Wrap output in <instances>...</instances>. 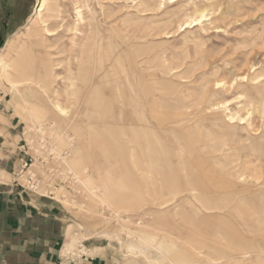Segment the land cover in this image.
I'll use <instances>...</instances> for the list:
<instances>
[{"label":"rangeland","instance_id":"obj_1","mask_svg":"<svg viewBox=\"0 0 264 264\" xmlns=\"http://www.w3.org/2000/svg\"><path fill=\"white\" fill-rule=\"evenodd\" d=\"M147 1L152 3L153 0H46V9L41 14L44 15L41 19L47 21L45 25L46 22L36 19L39 0H0V54L6 52L9 40H17L16 48L6 58L11 66L16 65L19 70L12 68L8 79L33 87L31 93L41 100H35V106L32 104L34 110H29L31 121L28 120L24 116L27 111L23 110V116L17 113V107L12 102L15 92L11 91V83L7 78H0V127L4 126L0 128V151L9 147L5 155L12 159L14 169L18 162L16 149L21 142V132L26 129L23 140L25 137L32 142L34 151L43 156L39 153V144L45 138L49 144L47 151L61 156L59 165L64 171H71L74 178L70 181L66 179L64 183L58 181L57 196L64 197L61 199L65 204L73 203L71 207H64L67 213L61 244L64 247L69 227L75 242L70 249L76 247L81 255L84 251L93 255L92 248H99L96 255L101 261L98 258L97 264H124L131 260L134 262L129 264H175V260L183 258L165 251L164 247L171 246L170 243L190 250L192 256L188 254L187 260L199 259L201 264L206 263L196 257L195 252L200 250L207 255L206 259L211 260L208 254L213 253L220 258L223 255L220 252L225 249L236 253L232 254L234 257H231L233 262L230 264H264V253L261 252L260 256L256 253L257 250L264 251V0H178L175 3L156 0L152 6H148ZM79 9L84 20L78 19L76 11ZM204 10L207 16L202 23L187 30H184L185 25L180 28L179 25ZM115 52L123 54L118 64L111 60ZM23 66L34 71L37 68L38 77L33 79L34 73L29 68L23 75ZM52 69L53 75L49 74ZM92 79H96L95 86L104 87L106 97H111L113 92L114 111L108 116L109 121L103 119L106 115L104 108L95 106L87 109L84 106L88 97L86 88ZM32 81L37 85L28 84ZM218 81L220 86L215 85ZM253 82H258V87H253ZM23 86L15 95V101L25 97ZM40 87L48 95L39 92ZM200 95L204 97L198 99ZM137 98L146 105L142 113L155 126L159 143L153 141L151 144L147 140L150 136L140 139L128 132L127 147L138 151V156H132L128 149L124 156L117 154L113 158L118 181L124 179L128 183L126 189L116 190L123 194L124 199L128 198L123 203L111 205L108 195L103 197L105 202L95 189V183L104 187L96 177L98 166L94 160L86 163L88 173L94 175L86 180L83 171L81 175L79 171L86 167L83 157L78 158L80 154L76 156L73 151L69 157L68 149L74 143L71 136L76 138L77 154L92 141L104 142L108 148L118 149L121 135L108 139L100 135L98 128L112 124L120 129L123 119L135 121L131 123L135 126L140 125V111L133 108ZM48 99L58 100L69 110L67 122L58 120L52 112L53 108L49 113L55 117L33 118L38 111H42L38 105H51ZM250 99L259 103L255 105ZM119 102L129 105L126 112L130 116L120 114ZM186 102L192 106L189 110L183 107L187 114L185 118L189 121L180 124L178 121L185 114L182 106ZM222 103L227 105L216 110L212 107V104ZM233 113L236 115V123L233 124H239L237 127L228 122L229 115ZM55 118L58 123L62 121L61 124H65L62 129L58 127L54 134V128L48 127L56 121ZM42 120L45 122L40 124L44 125V129L30 133V126ZM63 134L68 135L71 146L68 144L59 148V142L68 139ZM149 146L156 152H149ZM162 147L164 151H161ZM221 148L224 153H235V164H238L235 175L216 168L213 153H221ZM89 154L95 156L97 151L90 148ZM38 156L31 153L33 163L38 165H35L34 172L43 173L42 156ZM92 179L95 180L93 184L90 182ZM175 185L184 192L177 198L175 196L164 208L176 223L173 225L175 234L172 235L158 231L151 215L160 212L161 205L169 200ZM199 189L205 196L202 199L204 203L214 207L211 210L202 208L205 226L211 227L210 231L205 227L197 229L200 222L203 223L201 217L195 216L200 214L193 212L185 223L181 215L173 212L185 197L194 198L192 192ZM91 196L97 202L91 201ZM68 198L71 200L66 201ZM229 198L232 201H228ZM236 198L241 199L243 210L250 216L243 218L244 215L240 216L241 213L233 209ZM194 201L202 204L199 199ZM84 202L88 203L86 207L77 205ZM190 208L197 209L195 204ZM190 208L184 206L181 210ZM234 228L251 242L248 247L250 254H241L247 250L228 246L220 240L231 236L230 230L235 231ZM178 231L187 238L179 237L177 240ZM214 235L222 238L210 241ZM202 240L203 243L200 242ZM207 244L217 246L218 252ZM199 256L203 257V254ZM85 260L76 259V262L68 264L86 263ZM218 264H224V261Z\"/></svg>","mask_w":264,"mask_h":264},{"label":"crops","instance_id":"obj_2","mask_svg":"<svg viewBox=\"0 0 264 264\" xmlns=\"http://www.w3.org/2000/svg\"><path fill=\"white\" fill-rule=\"evenodd\" d=\"M23 87H25V86H23ZM32 88L33 87L29 88V86H28V87H25V89L23 90V93L29 99V102L27 104H25V105L23 104V108H24L23 110L27 111L26 115H24V116L28 120L31 118L29 110L30 109L34 110L33 107L35 106V100H38V99L40 100V98L38 96H35L36 98H32V97H34V94L31 93ZM40 90H39V92H40ZM27 92H30V93H27ZM12 102L17 107V110H18L17 113H19L23 116V112L20 110V106L18 104V101L14 100V94H13V101ZM32 104L34 106H32ZM40 104H41V102H40ZM36 105H38V104H36ZM49 105H50L49 103H46V104H41L38 106L43 111L49 113V110L51 108H53V107H50L51 105L50 106ZM84 106H85V108L89 109V107H87V105H84ZM54 111L55 110L53 108L52 112L55 113ZM53 113H49V114H53ZM128 114H129V116L131 115L130 113H126V115L124 117H128ZM2 117H3V119H5V116H2ZM107 118L109 121V119H110L109 117H106L103 119H107ZM44 120L34 122V125L30 126L31 127L30 133L31 132L32 133L33 132H39L41 129H44L43 125L40 124V122H45ZM55 120H56V118H55ZM30 121H31V119H30ZM123 121H126V122H123ZM139 121L142 123L141 124L142 127H144L143 124L145 122H142L141 120H139ZM58 122L56 120V121H54V123H50V125L48 127V128H51V127L54 128V130H53L54 134H55L56 130H58V127L62 129V127H63L62 125L65 124V123L61 124L62 121L60 123H58ZM120 122H122L123 126H125V125H133L131 123H133L135 121L123 119ZM141 125H138V126L133 125V127H139L140 128ZM36 126H38V128ZM39 126H41V127H39ZM123 126H120L121 127L120 129L115 128V129H117V135H116V131H113L110 133L107 131V130L113 129L114 127H117V126H114L112 124H105L106 128L103 126L101 129L100 128H98V129H99L100 135H102L105 138L111 139V138H114V136L118 137L119 135H122V134H119V130L123 129ZM3 128H4V126L1 129H3ZM130 132H132V131H130ZM21 133H22L21 134V142L17 146V149H16V158H17L18 162H17V165L14 169H13L14 165H13L12 159H10L7 155H5V153L9 147L8 146L5 148L3 147V151H0V264H68V263L76 262V259H86L87 260V261L85 260L86 263H84V261L83 262L79 261L76 264H97L96 261L98 260L99 257L96 254H98L99 248H96V247L92 248L93 249V251H92L93 255L85 254L89 251H84L85 253H83L81 255L80 251L75 249L76 247L72 250L66 249V245H67L66 243H67L68 237L65 241L64 247H63V244H61V243H63V237H64V217L66 216V213H67V211L64 207H68V206L71 207L73 205V203L68 202V204H65L63 202V200L61 199L62 197L59 198L57 196L58 190H56L57 191L56 196H55L56 199H51V198L41 196L40 194H37V193L35 194V193H31L30 191H25L20 186H15L13 184V173L15 170L19 169L21 167V164H22V162H21V155L22 154L19 150L22 143H23V132H21ZM64 134H63L64 137L68 136V135L66 136ZM106 134H107V136H106ZM125 135L126 136L119 137L120 144H121L118 147L119 150L108 148V145L104 142L97 143V142L92 141L90 145H88L86 143L85 144L86 147L83 148L82 152L79 151L80 153H78V155L80 154L81 158L83 157L82 162L86 166L83 169L79 170L80 175L83 171L82 175L85 178H87L86 180H88V178L93 175L92 172L88 173L89 168L87 167L88 165H86L87 162H90V159H93L95 164L98 166L97 167L98 174L96 173L97 174L96 177L99 178V180L103 184L104 188H102V186L100 187L96 183L94 186H96V188L98 187V189H97L98 194L104 201H105V199L103 197H105V195H108L111 205L117 204L119 202L123 203L128 198V196H127L124 199L123 194L117 192V190H116V188H120L121 190L126 189L128 187V183H126V181L124 179H120L118 181V179L116 177V174H117L116 165H114V163L112 162L115 155L118 154L120 156H124L125 154L128 153V152L122 153L120 151V148L122 150V145L125 144L127 146V143L129 142L128 133H126ZM133 136H135V134H133ZM71 137H72L74 143L73 144L71 143V145H73V146L68 149V151L70 152L69 157L71 155V151L78 149V147L76 148V138L74 136H71ZM123 137H125L126 140H128V141H123V144H122ZM7 139L11 142L10 137L8 135H7ZM67 140L63 139L61 142H59V148L63 145H68L69 144L68 142H70L69 138ZM0 145H2L1 136H0ZM90 148H93V149L95 148V151H97V155L91 156L89 154ZM128 149L132 150V152L129 151L130 153H133L132 156H134V157L138 156V154H137L138 151H136L134 148L127 147V151H128ZM150 152L155 153L156 151L151 150V148H150ZM2 154H4V156H2ZM103 168L106 170L105 172L102 170ZM102 171L104 173H102ZM10 176L12 178H11V181L8 182ZM95 180H97V179L95 178ZM122 183H123V185H122ZM154 188L156 190V187H154ZM175 188H176V190H175ZM173 189L174 190H172V191H174V192L171 191L170 195L172 193H175L176 198L180 193L184 192V190L182 188L179 187V189H178V186H174ZM200 190L201 189H199L198 193H196V191L195 192L193 191V194L195 193V195H196V196H194V198L193 197H185L184 202L177 205L175 207V209H173V212L176 213V210H178L176 215H181V218H183L182 221H184L185 223H187L188 218L193 216V214H194L193 212H195L196 214H200V215H195V216H199L198 218L201 217L203 219L204 222L201 223V225L203 224L202 225L203 228L206 227L207 229H210L207 226H204V225H206V223H205L206 220H204V218H203L204 212L202 209L204 203L197 204L194 201V199H197V198L198 199H205L204 198L205 196L202 194V192ZM198 194L200 195V197H198ZM171 198H173V197L169 196V200H171ZM70 200H71V198L66 199V201H70ZM92 200L96 201L93 196H91V201ZM167 202H165V203H167ZM167 204H165V205L162 204V207L167 206ZM188 204H191V205L195 204L197 209L193 210L192 208H190V206ZM77 205L81 206V207H86V205H88V203L86 204L84 202V204H77ZM77 205L75 204V206H77ZM199 205H201V206H199ZM178 206H179V208H178ZM184 206H188L190 208L189 211L192 210V215L187 216V217L184 215V213H186V211H188L187 209H183V211L181 210V208H183ZM206 206H209V205L206 204ZM233 207H234V205H233ZM209 210H211V209H209ZM234 210H235V207H234ZM162 211L160 210L159 213H161ZM163 212H165L168 215V213L165 211V209ZM173 212H170V214ZM243 220H247V219H243ZM175 224L176 223H174L173 221L171 222V225H175ZM200 228H202V227H200V226L197 227V229H200ZM159 230H161V232H164V233H169L172 235L175 234L174 231L173 232L170 231V230H172L170 228V226H167L166 228H162V229L159 228ZM230 232L234 233L233 230H230ZM68 233H69V227L66 230L67 236H68ZM176 235L177 236H175V237L177 238V240H179V237H181V239L187 238V235L183 236V234H180V233H178ZM219 238H221V237L220 236L217 237L216 235H214L210 241H215L216 239H219ZM200 242L203 243V240ZM207 245H208V247H210V249L212 248L210 246V244H207ZM249 246H251V244H249L248 247ZM168 247H172V246H168ZM100 249H103V248H100ZM77 254H78V257H75ZM101 254H102V250H101L100 255ZM202 254H203V257L206 258L205 256H207V255H205V253H202ZM223 254L227 255V253H225V251L223 252ZM242 254L246 255V254H250V253H247V252L243 253L242 252ZM189 256L191 257L192 254L190 253ZM217 256L218 255L213 254V253H211L210 255L208 254V257H212V258H215ZM231 257H234V255L229 256L228 259L229 260L232 259ZM200 259L203 260V258H200ZM205 260H207V259H205ZM221 260H224V259H221ZM99 261H101V258H99ZM131 261L134 262L133 260H131ZM130 262H127L124 264H129ZM203 262L206 264L207 263L208 264H215L212 261L207 262V261L203 260Z\"/></svg>","mask_w":264,"mask_h":264},{"label":"bare ground","instance_id":"obj_3","mask_svg":"<svg viewBox=\"0 0 264 264\" xmlns=\"http://www.w3.org/2000/svg\"><path fill=\"white\" fill-rule=\"evenodd\" d=\"M45 1L46 0H39V5H38V8L36 9V19H38V18H42V16H44V15H41L42 14V12L44 11V9H46L45 8ZM155 1L156 0H153L152 1V3L150 2V1H147V5L148 6H152L154 3H155ZM178 0H170V2H173V3H175V2H177ZM41 2V3H40ZM180 2V1H179ZM178 2V3H179ZM54 3H55V1H54ZM177 3V4H178ZM48 4V3H47ZM156 4V3H155ZM56 5V4H55ZM53 6V5H52ZM57 6V5H56ZM174 6V5H173ZM199 9V8H198ZM204 9V8H203ZM206 9V8H205ZM47 11V10H46ZM52 11V10H51ZM50 12V11H49ZM53 12V11H52ZM77 12V15L79 16V20H84V18H83V16H82V10H77L76 11ZM195 13H196V10L194 11ZM205 12V10L204 11H201L200 13H199V15H196L194 18H192V19H190V20H187V21H185L182 25H179L180 26V28H182L184 25H185V28H184V30H187L188 28H195V26H197V25H199L200 23H202L203 22V20H204V17H206L207 15H206V12ZM194 15V14H193ZM192 15V16H193ZM57 15H55V17H56ZM93 17V16H92ZM53 18V17H52ZM50 19V18H49ZM54 19V18H53ZM42 21H44L43 19H41ZM34 21H35V19H34ZM88 21V20H87ZM44 22H46V24L45 25H47V21H44ZM28 27V30L31 28V25L30 26H27ZM97 29V28H96ZM47 31L48 32H51V30L50 29H47ZM49 34V33H48ZM105 43V42H104ZM107 44V43H106ZM16 45H17V40H15V39H11V40H9L8 41V43H7V45H6V52L5 53H3V54H0V78L1 77H3V78H7V80L11 83L10 85V87L12 88V92L14 93L15 92V94H14V99H16V97H15V95L18 93V92H20V88H21V86H23L22 85V82H18V81H13V80H10V79H8V74L10 73V71H12V68H15L14 70H19V69H17L18 68V66H16V65H13V66H11V63L9 62V61H7V58H6V56L8 55V54H10L15 48H16ZM93 45H96V44H93ZM103 46V45H102ZM107 46V45H106ZM111 46V45H110ZM83 47V46H82ZM112 48V47H111ZM103 49H105V48H103ZM116 49V48H115ZM96 50V49H95ZM8 51V52H7ZM114 55H111V60H113V62H116L117 64L119 63V61H120V59H122V55H121V53H119V52H115V53H113ZM106 57V56H105ZM107 62V61H106ZM31 67V66H30ZM27 68H29V67H27ZM27 68H24V66H23V75H25V74H27V72H26V70H28ZM21 69H22V67H21ZM30 70V72L32 71L34 74H33V79H36L37 78V75H36V69H35V71H34V69L33 68H29ZM28 71V72H29ZM53 71V69L49 72V74H52L53 75V73H54V71ZM109 73V72H108ZM30 74V73H29ZM246 77V76H245ZM244 78V77H243ZM260 78V77H259ZM26 79V78H25ZM32 79V78H31ZM254 79V78H253ZM94 80H96V79H92L91 80V82H90V84L87 86V88H86V92H88V97L86 98V100H85V102H84V105H87V107H89V108H94L95 106H100V107H102V108H104V110H105V112H106V115L103 117V118H106V117H108L113 111H114V108H113V92H112V90H111V92H112V96L111 97H106L105 95H104V92H103V88L102 87H97V86H95V84L97 83H95V81ZM254 80H256V78L254 79ZM259 80V79H258ZM24 81H27V80H24ZM29 81V80H28ZM99 81V80H98ZM128 80H126V82H127ZM223 80H221L220 82H222ZM100 82V81H99ZM220 82L218 81L217 82V84L215 83V85H217V86H220ZM34 82L32 81V82H30V83H28L29 85H31L32 86V84H33ZM258 82H253L252 83V85H253V87H258V84H257ZM23 84H24V82H23ZM34 85L36 86L37 85V83L35 84L34 83ZM242 85V84H241ZM40 86V85H39ZM110 86V84L108 85V87ZM111 86H112V84H111ZM232 86V85H231ZM247 86V85H246ZM112 87H114V86H112ZM30 88V87H29ZM111 88V87H110ZM40 91L41 92H44L46 95H48V93L42 88V87H40ZM145 89V88H144ZM149 88H146L145 90H148ZM22 91V90H21ZM105 91V90H104ZM110 91V90H109ZM151 92V91H150ZM133 93H135V92H133ZM20 94V93H19ZM76 95V94H75ZM136 95V94H135ZM134 95V96H135ZM35 96V95H34ZM130 96V95H129ZM204 96H205V93H204ZM203 96V97H204ZM132 97V96H131ZM136 97V96H135ZM203 97H201V95L198 97V99L199 98H203ZM49 98V97H48ZM136 99V98H135ZM134 99V100H135ZM133 100V101H134ZM252 99H250V101H251ZM48 101L49 102H51V106L54 108V112H55V115H56V117H58L59 119L58 120H62V121H66L67 122V120L69 119V117H70V114H69V110L68 109H66L65 107H63L60 103H59V101L57 100H49L48 99ZM146 101V100H145ZM199 101H201V99L200 100H198V103H199ZM253 101V100H252ZM29 102V99L26 97V95H25V97L23 98L22 97V100L21 99H19V101H18V104H19V106H20V110L23 112V104L25 105V104H27ZM254 102V101H253ZM17 103V102H16ZM81 103H82V101H81ZM81 103H79V104H81ZM134 103H137V104H134V110H138V111H140V115H139V118H140V120L142 121V122H145L144 124H143V126L144 127H142V125H141V123H140V128L139 127H133V125H125V126H123V129H121V130H119V134H122L121 136H126L125 134L126 133H128V131L130 130V131H132V133L133 134H135V137L136 136H138V137H140V138H145V136H147V137H149L150 136V138L149 139H147V140H149L148 142H150L151 144L153 143V141H154V143H159V141H157L158 139H159V136L157 135L158 133L156 132V130L154 129V125L152 124V123H150L147 119H146V117H144V115H143V113H142V110H145V108H146V105L145 104H143L142 103V101H141V99H139V98H137V100H135V102ZM145 103H147V102H145ZM198 103H195V105L197 104L198 105ZM221 103V102H220ZM259 102H254V104L255 105H257ZM187 104H190V103H184L183 104V106H182V110H183V107H185V109H188V108H190V107H192L191 105H187ZM64 105V104H63ZM119 105H120V108L118 109V111L120 112V114L124 117L125 115H126V111H127V108H128V104L127 103H125V102H119ZM149 105H151V104H149ZM187 105V106H186ZM227 104H224V103H222V104H212V107L216 110V109H220V107H225ZM66 106V105H65ZM75 107V106H74ZM26 108V107H25ZM68 108V107H67ZM211 108V107H210ZM261 108V107H260ZM259 108V109H260ZM37 109V108H36ZM39 109V108H38ZM41 109V108H40ZM74 109V108H73ZM185 109L183 110V113H185ZM258 109V108H257ZM71 110H72V108H71ZM189 110V109H188ZM187 110V111H188ZM18 112V111H17ZM115 113V112H114ZM135 113H136V111H135ZM224 113V112H223ZM231 113V112H230ZM33 114V113H32ZM55 115H53V114H49L48 112H45V111H38L36 114H35V116L33 115V118L34 119H36V118H38V119H42V118H45V119H49V118H52V116H54L55 117ZM136 115V114H135ZM185 115H187L186 113L185 114H183L181 117H183L182 119H180L179 121H178V123H180V124H183L184 122H186L188 119L187 118H185ZM128 116H129V114H128ZM61 118V119H60ZM176 121L178 120V118L177 117H175L174 118ZM241 120L243 119L244 120V118H240ZM105 120H108V118L107 119H105ZM189 121V120H188ZM123 122H126V121H123ZM229 124H233V123H236V115L233 113V114H231V115H229ZM227 122V123H228ZM190 123V122H189ZM201 123V122H200ZM174 124V123H173ZM241 124H244V122H242ZM158 125V124H157ZM233 125H235L236 127L239 125V124H233ZM44 126V125H43ZM234 126V127H235ZM37 128H38V126H36ZM105 127V126H104ZM227 127H228V125H227ZM106 128V127H105ZM33 129V128H32ZM35 129V128H34ZM50 129H53L52 127L50 128ZM233 129H235V128H233ZM43 130V129H42ZM41 130V131H42ZM56 130V129H55ZM109 133L110 132H113V131H116L117 132V129H115V128H113V129H111V130H107ZM53 133V132H52ZM148 133V134H147ZM147 134V135H146ZM94 135V134H93ZM91 136V135H90ZM96 136V135H95ZM106 136H107V134H106ZM84 138H85V136H84ZM210 138V137H209ZM155 139V140H154ZM206 139H208V138H206ZM86 140V139H85ZM87 140H88V138H87ZM128 140H129V138H128ZM128 140H126V138L125 137H123V139H122V144H123V141H128ZM149 144V143H148ZM165 144V143H164ZM216 144V143H215ZM225 145H226V143H225ZM224 144H223V146H225ZM157 146V145H156ZM168 146V145H167ZM72 147V146H71ZM150 147V146H149ZM148 147V148H149ZM214 147V146H213ZM217 147H218V145H217ZM216 147V148H217ZM215 148V147H214ZM213 148V149H214ZM53 149H54V147H53ZM138 149V148H137ZM155 148H152V146H151V150H154ZM161 149V151H164V148L162 147V148H160ZM55 150V149H54ZM119 150V149H118ZM149 150H150V148H149ZM221 150V153L219 152H217L218 154H215V153H213V157H214V163H215V166H216V168H219V169H221L222 171H225V172H227V173H229V174H231V175H235L236 174V167L238 166V164H235V160H237L234 156V152L233 151H226L225 153H224V151L222 150V148L220 149ZM120 151L122 152V153H126V152H128L127 151V146L125 145V144H123L122 145V150H121V148H120ZM129 151L130 152H132V150L131 149H129ZM214 151V150H213ZM218 151H219V149H218ZM73 152H74V155H76V156H78V154H77V152H76V150L74 151L73 150ZM150 152V151H149ZM152 154V153H151ZM212 154V153H211ZM66 158V157H65ZM78 158H81V157H78ZM65 160V159H64ZM78 160V159H77ZM213 160V159H212ZM80 161V160H79ZM78 161V162H79ZM77 162V161H76ZM154 162V161H153ZM165 164V163H164ZM169 164V163H168ZM210 164V163H209ZM35 165H37V164H34V165H32V168H33V170H35L34 168H35ZM220 165H221V167H220ZM38 166V165H37ZM161 167V166H160ZM164 168H165V166H164ZM170 168H171V166H170ZM36 169L38 170V167H36ZM72 169V168H71ZM36 171V170H35ZM64 171V170H63ZM97 171V170H96ZM71 172V171H70ZM69 171L68 172H66V171H64V173L65 174H71ZM78 174V173H77ZM97 174H98V172H97ZM164 174V173H163ZM66 177V176H65ZM77 177V176H76ZM80 179V178H79ZM78 182V181H77ZM92 184L93 183H95V180L94 179H92L91 181H90ZM74 183H76L75 181H74ZM127 183V182H126ZM196 183V182H195ZM122 185H123V183H122ZM175 186H177V185H175ZM44 185L42 184V189H44ZM179 188V187H178ZM194 188V187H193ZM228 188V187H227ZM95 189H98V187L97 188H95ZM184 189H187V188H184ZM233 189V188H232ZM175 190H176V188H175ZM101 191V190H100ZM192 191V190H191ZM229 191V190H228ZM57 192V191H56ZM195 192V191H194ZM196 193H198V191H196ZM192 194H193V192H192ZM225 194V193H224ZM223 194V195H224ZM178 195V194H177ZM194 195H195V193H194ZM113 196V195H112ZM170 196H172L173 198L175 197V193H172ZM196 196V195H195ZM114 197V196H113ZM198 197H200V195L198 194ZM173 198H171V200H169L166 204L167 205H169V203L173 200ZM205 198V197H204ZM228 198V197H227ZM198 199V198H197ZM207 199V198H206ZM202 203H204L203 201H202V199H199ZM228 201H232V199L231 198H229L228 199ZM257 201V200H256ZM235 203H236V205L234 206L235 207V210H236V212L237 213H241V215L240 216H242V215H244V217L243 218H245V217H248V216H250V215H248V212L246 211V210H243V205H242V203H241V199L240 198H236V201H235ZM160 204V203H159ZM164 205V204H163ZM190 207H191V204H188ZM264 205V204H263ZM162 206V205H161ZM216 206H218V205H216ZM166 206H163L162 208H160V210L162 211H164V208H165ZM203 207H205L204 209H206V210H209V209H213L214 207H212V206H206V204L204 203L203 204ZM234 207H233V209H234ZM178 208H179V206H178ZM175 209V208H174ZM193 210H195V208H192ZM222 209V208H221ZM220 209V210H221ZM240 209H242V210H240ZM90 211V210H89ZM161 212V213H158V214H156V215H151V217H152V220L154 221V224L153 225H155L156 227H157V229H162V228H166L167 226H170V228L172 229V230H170L171 232H175V228L173 227V225H171V222H172V218L171 217H169L165 212ZM166 211H168V210H166ZM154 212V211H153ZM239 213V214H240ZM175 214H177V212L175 213ZM173 215V214H172ZM184 215L187 217V216H190V215H192V210L191 211H186V213H184ZM258 218V217H257ZM174 221V220H173ZM202 221V220H201ZM204 222V221H203ZM200 223H202V222H200ZM256 223V222H255ZM254 223V224H255ZM164 225V226H163ZM203 225V224H202ZM201 224H200V227H202L203 228V226H202ZM175 226V225H174ZM179 226V225H178ZM197 226V225H196ZM205 226V225H204ZM257 226H259V225H257ZM162 227V228H161ZM199 227V226H198ZM208 227V226H207ZM206 228V227H205ZM209 228V227H208ZM211 228V227H210ZM257 228V227H256ZM156 229V228H155ZM201 229V228H200ZM212 229V228H211ZM252 229V228H251ZM164 230V229H163ZM204 230V229H203ZM235 231H233L234 233H232L231 234V236L229 235V237L228 238H222V239H220L221 241H224L226 244H228V246L229 245H234V247L235 246H238V247H242L241 249L243 250L244 249V251H246L247 250V253H249V251H248V245L249 244H251V242H249L245 237H243L241 234H239L238 232H237V230L236 229H234ZM158 231H161V230H158ZM208 231H210L209 229H208ZM178 233H179V231H178ZM68 240H67V247H69V249L68 250H71L70 248H73V246L75 245V242H73V235H72V237H71V234L69 233L68 234ZM145 239V238H144ZM161 239V238H160ZM226 239V240H225ZM75 240V239H74ZM147 240V239H146ZM150 240V239H149ZM148 240V241H149ZM170 240V239H169ZM168 240V241H169ZM216 240H218V239H216ZM163 241V240H162ZM172 241V240H171ZM159 242V241H158ZM157 242V243H158ZM161 242V241H160ZM170 242V241H169ZM168 242V243H169ZM223 243V242H222ZM161 244V243H160ZM170 245L172 246V247H168V246H165L164 248H165V251H167L168 253H170L171 255H177V256H181V258H183V260L182 259H180V260H175L174 262H175V264L176 263H178V264H188V262H192V261H197V263L196 264H201L200 263V261L198 260V259H195V258H193L191 261L190 260H187V258H186V256L188 257V255L187 254H190L191 252H190V250H188L187 248H182L181 246H180V248L179 247H177V245L178 244H172V243H170ZM212 246V245H211ZM157 247H159V243H158V246ZM160 248L162 249L163 248V246L162 245H160ZM178 248H179V250H178ZM67 249V248H66ZM212 249H214L216 252H218V250L217 249H219V248H217V246H215V245H213L212 246ZM238 249V248H237ZM240 250V249H239ZM241 250V251H242ZM223 251H225V253H227V255H224L223 254V252H220V254H223V255H221V257L224 259V260H219L220 258H212V257H210V258H212L210 261L207 259V260H205L206 258H204V257H200L199 255L200 254H202L200 251L197 253V252H195V254H196V256L199 258H203V260L204 261H209V262H213V263H223V261H224V263L225 264H230L231 262H233V260L231 261V260H229L228 259V257L229 256H231L232 254H236V253H234V252H232V250H227V249H225V250H223ZM241 251H239L240 253H241ZM259 251V252H258ZM258 251H256L258 254L257 255H261V252L262 253H264V251H262V250H258ZM167 252H166V254H167ZM242 254V253H241ZM171 255H169L168 257H170ZM179 256V257H180ZM190 257V256H189ZM146 258L148 259V260H150V257H147L146 256ZM262 258V257H261ZM235 261H236V259H235ZM234 261V262H235ZM238 261V260H237ZM236 261V262H237ZM243 262V261H242Z\"/></svg>","mask_w":264,"mask_h":264},{"label":"built area","instance_id":"obj_4","mask_svg":"<svg viewBox=\"0 0 264 264\" xmlns=\"http://www.w3.org/2000/svg\"><path fill=\"white\" fill-rule=\"evenodd\" d=\"M26 133L27 131L25 129L23 134L25 135ZM23 142L24 143H22L19 149L22 154V164L20 169L15 170L13 173V184L15 186H20L25 191H32L40 194L41 196L56 199V190L59 189L58 181L60 180L62 183H64L66 182V179H69V181L73 180V175L64 173L63 168L59 165L60 160H62L61 156H59L57 153H49L47 151L49 144L45 138L42 139L39 144L41 151L39 153L43 154V156L38 154L37 150L34 151L35 149H33L31 144L32 142H28L25 137ZM41 143H44V145ZM23 152L26 160H23ZM31 153L33 155L42 156L41 162L43 163V173H36L32 169V165H34L32 158L34 157L32 156L31 158ZM49 158L51 159L49 160ZM30 161L31 163L29 164ZM42 184L45 186L44 189H42Z\"/></svg>","mask_w":264,"mask_h":264}]
</instances>
